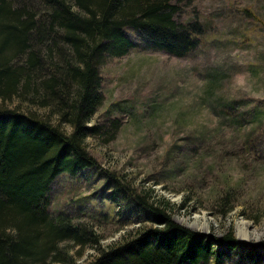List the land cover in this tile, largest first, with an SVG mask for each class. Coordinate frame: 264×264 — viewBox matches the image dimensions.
<instances>
[{
    "label": "trees",
    "instance_id": "1",
    "mask_svg": "<svg viewBox=\"0 0 264 264\" xmlns=\"http://www.w3.org/2000/svg\"><path fill=\"white\" fill-rule=\"evenodd\" d=\"M178 12L175 0H0V264H75L68 242L96 250L85 264H208L240 248L261 258L230 227L216 239L179 224L167 200L126 175L102 173L89 152L88 138L110 140L120 127L116 118L95 121L104 102L101 67L136 45L185 57L203 28L197 19L179 21ZM251 110L230 120L240 124ZM242 136L264 139L263 113ZM93 172L105 178L117 214L139 224L107 247L80 210L51 209L58 176L88 180ZM217 204L226 214L234 203L225 194Z\"/></svg>",
    "mask_w": 264,
    "mask_h": 264
},
{
    "label": "rangeland",
    "instance_id": "2",
    "mask_svg": "<svg viewBox=\"0 0 264 264\" xmlns=\"http://www.w3.org/2000/svg\"><path fill=\"white\" fill-rule=\"evenodd\" d=\"M175 3L179 21L202 25L198 44L181 58L136 45L108 59L101 67L104 102L95 121L116 118L120 127L110 140L88 138L89 152L102 173L126 175L138 190L151 188L153 199L167 200L179 224L216 239L230 227L261 256L255 262L240 248L208 264H264V139H242L264 114V0ZM126 33L138 44L133 29ZM250 108L252 115L244 113L240 124L230 120ZM100 177L62 174L49 197L53 210L84 213L81 219L101 235L100 247H107L139 224L117 214ZM225 194L234 204L222 214L217 200ZM66 247L75 264L96 252L71 242ZM218 247L225 250L224 244Z\"/></svg>",
    "mask_w": 264,
    "mask_h": 264
},
{
    "label": "bare ground",
    "instance_id": "3",
    "mask_svg": "<svg viewBox=\"0 0 264 264\" xmlns=\"http://www.w3.org/2000/svg\"><path fill=\"white\" fill-rule=\"evenodd\" d=\"M240 236H241V237H245L243 233H242V234H240ZM243 239H244V238H243Z\"/></svg>",
    "mask_w": 264,
    "mask_h": 264
}]
</instances>
